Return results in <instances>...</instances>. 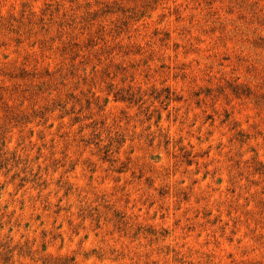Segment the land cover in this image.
<instances>
[{"label": "rangeland", "instance_id": "1", "mask_svg": "<svg viewBox=\"0 0 264 264\" xmlns=\"http://www.w3.org/2000/svg\"><path fill=\"white\" fill-rule=\"evenodd\" d=\"M0 264H264V0H0Z\"/></svg>", "mask_w": 264, "mask_h": 264}]
</instances>
